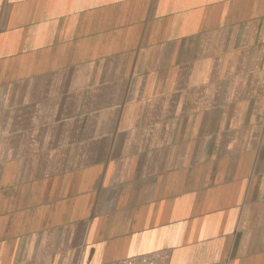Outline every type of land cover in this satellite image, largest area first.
<instances>
[{
	"label": "crops",
	"instance_id": "0c3cea01",
	"mask_svg": "<svg viewBox=\"0 0 264 264\" xmlns=\"http://www.w3.org/2000/svg\"><path fill=\"white\" fill-rule=\"evenodd\" d=\"M264 264V0H0V264Z\"/></svg>",
	"mask_w": 264,
	"mask_h": 264
},
{
	"label": "built area",
	"instance_id": "2783aa9c",
	"mask_svg": "<svg viewBox=\"0 0 264 264\" xmlns=\"http://www.w3.org/2000/svg\"><path fill=\"white\" fill-rule=\"evenodd\" d=\"M166 256L162 252L133 256L111 264H164Z\"/></svg>",
	"mask_w": 264,
	"mask_h": 264
}]
</instances>
